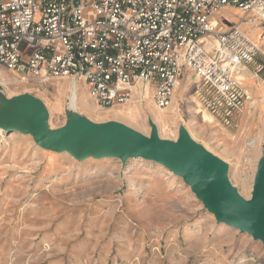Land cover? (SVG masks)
Instances as JSON below:
<instances>
[{
    "label": "rangeland",
    "instance_id": "374dc122",
    "mask_svg": "<svg viewBox=\"0 0 264 264\" xmlns=\"http://www.w3.org/2000/svg\"><path fill=\"white\" fill-rule=\"evenodd\" d=\"M218 16L222 29L239 25L258 43L256 58H264V34L255 22L233 9ZM256 65H250L255 89L241 82L251 101L239 111L215 106L191 73L164 110L155 108L151 92L144 101L103 109L82 83L72 95L67 81L40 86L0 68V264H264L260 241L218 223L167 168L140 158L77 160L42 148L20 128L8 130L10 117L2 116L12 103H36L42 109L36 116L62 131L74 98V113L92 125L116 124L147 138L154 126L170 142L184 132L227 167L229 183L250 200L264 151V68Z\"/></svg>",
    "mask_w": 264,
    "mask_h": 264
},
{
    "label": "built area",
    "instance_id": "2783aa9c",
    "mask_svg": "<svg viewBox=\"0 0 264 264\" xmlns=\"http://www.w3.org/2000/svg\"><path fill=\"white\" fill-rule=\"evenodd\" d=\"M224 9L264 34V0H0V68L75 93L82 83L103 109L151 92L164 110L191 73L215 106L239 111L251 101L242 72L260 50L239 25H218Z\"/></svg>",
    "mask_w": 264,
    "mask_h": 264
},
{
    "label": "water",
    "instance_id": "95a60500",
    "mask_svg": "<svg viewBox=\"0 0 264 264\" xmlns=\"http://www.w3.org/2000/svg\"><path fill=\"white\" fill-rule=\"evenodd\" d=\"M23 99L30 102L29 98ZM21 102L4 107L2 116L10 117L5 122L8 130L20 128L21 132L31 134L42 148L65 151L77 160L118 158L125 163L128 159L140 158L157 163L181 177L218 223L264 245V151L255 173L252 197L244 200L229 183L227 167L193 143L184 132L177 142H170L160 140L154 126L147 138L123 126L92 125L70 114L66 130L52 131L44 116H36L37 109L42 110L39 105Z\"/></svg>",
    "mask_w": 264,
    "mask_h": 264
},
{
    "label": "crops",
    "instance_id": "0c3cea01",
    "mask_svg": "<svg viewBox=\"0 0 264 264\" xmlns=\"http://www.w3.org/2000/svg\"><path fill=\"white\" fill-rule=\"evenodd\" d=\"M234 11H237V10H235V9H233ZM259 29V28H258ZM260 32V31H259ZM250 38V37H249ZM251 40H252V38H250ZM252 41H254V40H252ZM255 43H257L256 41H254ZM258 44V43H257ZM257 64V65H256ZM255 65H256V67L257 68H261V66H262V68H264V58H259V59H257L256 58V60H255ZM255 69V68H254ZM259 72V69H258V71H256V73H258ZM255 73V76L256 77H258V75ZM263 74V73H262ZM243 85L245 86V88H249V89H251V91L252 90H254L255 89V87H254V75H253V73H251V70H250V66L249 67H247L246 69H245V71H244V73H243ZM258 88H259V91L260 92H262V89H261V87L260 86H258ZM248 90V89H247ZM262 95H263V93H261Z\"/></svg>",
    "mask_w": 264,
    "mask_h": 264
},
{
    "label": "bare ground",
    "instance_id": "6f19581e",
    "mask_svg": "<svg viewBox=\"0 0 264 264\" xmlns=\"http://www.w3.org/2000/svg\"><path fill=\"white\" fill-rule=\"evenodd\" d=\"M74 91H75V90H72V91H71V92H72V95H75ZM74 102H75V101H74V98H72V101H71V104H70V110H71V113H70V114H71L72 117H75V116H76V114L74 113V111H75V110H74V109H75V108H74V107H75ZM82 102H84V101H83L82 98H80V103L83 105ZM84 103H85V102H84ZM249 146H254V141H253V140H251V141L249 142Z\"/></svg>",
    "mask_w": 264,
    "mask_h": 264
}]
</instances>
